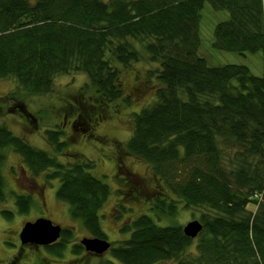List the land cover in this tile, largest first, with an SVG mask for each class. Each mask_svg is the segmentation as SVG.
Instances as JSON below:
<instances>
[{
  "label": "trees",
  "instance_id": "1",
  "mask_svg": "<svg viewBox=\"0 0 264 264\" xmlns=\"http://www.w3.org/2000/svg\"><path fill=\"white\" fill-rule=\"evenodd\" d=\"M205 4L228 14L214 27L213 48L262 53V75L242 64L209 66L198 56ZM166 70L186 78L166 82ZM141 75L148 100L126 87ZM59 79L80 90L73 104L53 89ZM3 80L15 91L0 97V215L6 221L30 214L43 218L46 212L37 191L17 190L7 177L20 173L39 188H51L86 239L109 245L108 264H264V0H0ZM20 96L10 109L28 125L35 120L28 106L39 123L48 114L35 100L56 98L52 108L61 114L66 107L62 126L70 132H39L38 143L13 135L5 117L9 101ZM74 104L79 108L69 109ZM110 106L124 110L129 125L117 160L132 157L145 164L165 193L158 206L117 230L122 238L113 246L100 227L108 217L103 210L117 198L112 218L118 223L134 211L130 193L136 188L126 186L113 162L97 164L98 158H86L72 142H94L80 135L77 121L83 119L94 136ZM108 164L116 173L108 174ZM180 210L192 219L186 224L201 225L195 238L177 223ZM20 231L17 241L4 240L13 253L20 251L15 260L34 246L21 243ZM74 236L62 228L56 242L41 247L55 261L64 252L88 254L72 243Z\"/></svg>",
  "mask_w": 264,
  "mask_h": 264
},
{
  "label": "rangeland",
  "instance_id": "2",
  "mask_svg": "<svg viewBox=\"0 0 264 264\" xmlns=\"http://www.w3.org/2000/svg\"><path fill=\"white\" fill-rule=\"evenodd\" d=\"M200 14V46L198 48L199 57L204 58L209 66L242 64L247 66L253 75H262V53H245L244 55H239L232 52L219 51L213 48L212 42L214 27L219 22H223L228 19L227 12L213 10L208 4H205ZM143 70V66H136V72L143 74ZM136 72L130 73L129 77L134 78L136 76ZM185 78L186 76L185 73L183 74V72L175 70H166L162 79L167 82L169 80L184 81ZM144 79L145 76L141 75L138 78L137 82L131 83L130 87L126 86L128 91H133L134 94L139 95V100H148L150 98V95L147 94L148 88L144 82ZM53 89H55L57 93H62L63 101L69 100L70 102H72V104L75 99H79V96H81L80 90L78 88L76 89V85L73 82H69L67 79L57 80L53 85ZM11 91L15 92L13 90V85L10 81H0V97H8V94ZM18 99L19 101H9V113L5 117V124L13 135H16L21 138L24 137L27 140H30L34 143H38L40 141L37 138L39 132L50 130L58 132L59 130L63 131L62 129H65L66 132L69 131V126H62L64 122V117L62 116V113L63 111H65L66 107H64L63 109L59 108L61 114H59V112L55 114L56 109L52 108L57 104L56 98H52L50 96L48 100H45L44 97L35 100V104L37 105V107L39 109L42 108V111H45V113L48 114V116H45L44 120L40 121L39 123L36 122L39 118L33 112L34 109L32 111V108L27 105L29 111H31L32 115L35 116V120L33 122L30 119L29 125L26 124L17 113L13 112L14 109H10L11 104L16 103L17 105H19V102H21L23 98L21 99L20 96ZM71 107L79 108V106L76 104L70 106L69 109H71ZM48 110H51L52 113H50ZM108 110L109 111L106 113L108 114L107 118L104 119V117L102 116V119L99 120L100 124L97 123L95 125L94 130H96V133L94 136L93 132L86 125L83 119L77 121L78 126L76 128L79 129L81 133L80 135L87 138L90 137L89 139H92L94 142L87 141V143H85V140H81L78 143L76 140H73L72 142L75 144L74 149L86 158H98L97 164L103 165L102 163H104V160L113 162L116 166V170L118 167L120 168L119 171L125 178L124 181L126 183V186H133V188H136V190L130 193L131 198H135L134 200H132L135 201V204L133 206L134 211L125 214L118 223H116L112 218V214L117 215V212H114L117 209V206L114 204V201L117 200V198H113L111 201H109L105 205V208L103 210L104 214H107L108 217L106 219L103 218V222L100 227L101 230L107 234V241L110 243L111 246H113L114 240L122 238V234H120L117 230L119 228L123 229L125 226L129 225V223L135 220L138 215L145 210V208H149L151 205L156 206L158 203H160L159 200L162 197L161 195L164 196L165 193H163L159 182H156L154 180L145 164L138 162L132 157H126V160H123L122 164L119 163L117 158H120L123 155L122 153L120 154L118 145L119 143L126 141V138L128 137L129 125L126 121L125 114H123L124 110H122L121 108H116L114 106H110ZM19 111L23 110L20 109L18 110V112ZM31 130L35 132L33 133V135L30 132ZM64 137H66L65 139H67V136ZM35 146L37 147V145ZM97 151H100L101 153L99 157ZM107 167L110 170L108 174L116 173L115 170H112L111 164H108ZM97 170L98 167L96 166L95 171ZM102 175L104 174H97L99 178ZM7 177L11 179V182L15 185L17 190L23 189L28 191L27 188H29L33 190V192L37 191L38 195H40L41 198L40 201L44 203L46 211L44 212V215L42 217L49 219L53 225H58L64 229L73 231L75 233V236L72 240L73 244L80 243L83 238L88 237V235H86V231H80L78 228H76L74 222H72L69 218L64 215V210L62 206L57 203L52 197L51 188L47 186H40L39 188L33 182L31 184L28 181L29 179L27 180V178L20 173L15 174L13 176L11 174H8ZM37 181H39V179L36 180V183L40 184V181ZM121 186L122 185L120 184L119 186L114 185L113 187L120 188ZM39 217V215L30 214L26 217H18L14 220L11 219L9 221H6V219L4 217L2 218V216L0 215V264H9L12 261V258L13 261H15L14 264H108L107 261L110 260V249L100 255H95L89 252L87 253L90 255L80 254L79 258L78 256L74 255L65 256L69 252H64L63 259L55 261L53 259L54 256L47 254L45 250H43L44 247L35 244L34 246H30L28 249H25V251L21 252L20 258L15 260L16 258H14V255L19 256L20 251L13 253L14 248H11L9 245L5 244L8 242L4 240L15 242L17 232L21 230L24 224L28 222H34ZM191 220L192 219L187 217V213L181 210L176 219L177 223L181 224L182 226H184L187 222ZM72 243H70V245H72ZM16 244L18 245V242H16ZM30 245H32V243ZM46 259H51L52 261H48Z\"/></svg>",
  "mask_w": 264,
  "mask_h": 264
},
{
  "label": "water",
  "instance_id": "3",
  "mask_svg": "<svg viewBox=\"0 0 264 264\" xmlns=\"http://www.w3.org/2000/svg\"><path fill=\"white\" fill-rule=\"evenodd\" d=\"M202 227L197 221L186 224L183 233L186 237L195 238L201 231ZM61 228L53 225L50 220L39 218L34 222L25 223L19 233V240L23 245L35 244L39 246H48L59 239ZM81 246L86 252L100 255L106 252L109 245L98 239H82Z\"/></svg>",
  "mask_w": 264,
  "mask_h": 264
},
{
  "label": "flooded vegetation",
  "instance_id": "4",
  "mask_svg": "<svg viewBox=\"0 0 264 264\" xmlns=\"http://www.w3.org/2000/svg\"><path fill=\"white\" fill-rule=\"evenodd\" d=\"M69 135H70V133H69ZM61 230H62V228H61Z\"/></svg>",
  "mask_w": 264,
  "mask_h": 264
}]
</instances>
